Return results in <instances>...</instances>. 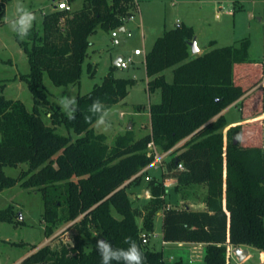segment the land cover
<instances>
[{
  "label": "trees",
  "instance_id": "obj_1",
  "mask_svg": "<svg viewBox=\"0 0 264 264\" xmlns=\"http://www.w3.org/2000/svg\"><path fill=\"white\" fill-rule=\"evenodd\" d=\"M9 1L0 0V16ZM135 8L134 0H82L78 10L45 15L41 30L30 29L28 41L17 38L30 69L19 78L28 84L34 103L29 111L0 94V192L15 185L36 190L43 202L46 237L65 225L75 232L72 242L52 247L56 236L33 247L21 264H101L96 241L106 238L115 248H127L124 239L129 236L140 245L146 264H165L162 252L142 243L161 210L163 242L204 245L205 264H229V245L264 253V133L244 138L241 125L224 133L227 123L219 115L262 80V68L247 58L246 42L191 56L192 28L181 24L166 30L144 59L147 91L161 95L159 103L147 108L150 131L111 154L96 142V117L87 120L89 107L96 99L107 109L123 102L133 79L118 78L110 68L101 84L77 96L74 120L52 100L54 89L79 83L89 37L99 29L110 32L123 26ZM169 69L170 83L165 77ZM88 73L94 74L90 65ZM263 108L260 103L254 112ZM62 126L72 134H57ZM150 143L161 153L169 152L170 159L161 181L149 180L150 198L134 206L127 188L139 183L141 172L153 162ZM22 165L27 168L17 177L4 172ZM167 178L175 180L177 193L205 185V208L170 207L171 194L163 184ZM0 220L22 223L10 209L0 211Z\"/></svg>",
  "mask_w": 264,
  "mask_h": 264
},
{
  "label": "rangeland",
  "instance_id": "obj_2",
  "mask_svg": "<svg viewBox=\"0 0 264 264\" xmlns=\"http://www.w3.org/2000/svg\"><path fill=\"white\" fill-rule=\"evenodd\" d=\"M139 9L133 10L136 17L140 10V18L147 27L144 45L141 41V31L134 20L128 25L132 37L127 38L120 34V44L113 47L110 40V32L99 29L90 36L94 47L88 52L79 83L67 87L54 89L52 97L54 103L59 106V99L71 96L77 99L78 95L88 93L95 85L102 83L110 68H115L114 75L118 78L133 79V85L128 87V94L123 102L109 108L108 126L97 127L94 123L92 131L96 142L101 144L107 154L121 148L124 144H130L150 131V121L147 108L150 104L161 101L160 91L151 94L147 91L144 56L132 57V63L128 69L122 70L113 65L118 56L128 58L135 48L147 51L151 47V41L160 31L176 27L179 23L192 28L197 48L200 54L214 48L238 46L242 42L247 43V58L264 68V0H137ZM29 11L33 12L36 20L32 28L41 30L43 15L50 11L51 0H19ZM82 0H74L70 5L73 9H79ZM136 4V3H135ZM17 0L4 3L0 16V88L1 95L6 99L22 102L27 110L33 108V95L28 84L19 77L28 74L30 69L26 54L20 46L18 39L28 41V35L24 38L12 30L11 21L17 18ZM139 15V14H138ZM178 21V22H177ZM31 28V29H32ZM212 43L213 46H209ZM191 56H196L190 51ZM88 65L91 66L93 76L88 73ZM45 78L47 84L49 80ZM166 81H172V73L166 76ZM259 85V84H258ZM264 83L259 86L263 90ZM142 107L136 111V107ZM71 109V106H70ZM61 110L65 112L62 108ZM232 123L237 122L239 111L232 107L227 113ZM44 121L48 123L46 117ZM61 136L72 134L63 126L56 129ZM97 144V143H94ZM164 156L162 166L150 167L144 173L137 184L127 188L133 205L140 206L145 202V192L148 190L150 178L162 179L165 163L170 158L168 153L157 151ZM26 166L18 168L5 167L4 172L11 177H17ZM150 177V178H147ZM168 189V187L165 186ZM171 197L168 198L170 207H182L188 205L191 210H203V200L206 186H195L175 192L170 186ZM140 196L137 198L135 196ZM10 209L21 217L22 223H9L0 220V264H21L32 253L33 247H41L53 241L52 247L59 243L72 242L75 234L69 225L59 228L53 236L47 238L44 233L43 202L40 194L34 189H24L19 185L4 189L0 192V211ZM115 216L118 215L115 213ZM18 218H14L16 222ZM140 224V220H138ZM65 233L61 234L63 231ZM142 234H146L143 232ZM96 236H99L97 233ZM146 247L162 252L165 264H205V246L191 243H165L162 240V214L158 212L153 219V230L147 234ZM239 248L248 253L245 260L240 261L235 253L231 252L229 264H264V253L248 246L230 247V250Z\"/></svg>",
  "mask_w": 264,
  "mask_h": 264
},
{
  "label": "clouds",
  "instance_id": "obj_3",
  "mask_svg": "<svg viewBox=\"0 0 264 264\" xmlns=\"http://www.w3.org/2000/svg\"><path fill=\"white\" fill-rule=\"evenodd\" d=\"M16 12L18 15L16 19L11 21V27L18 36L24 38L32 28L36 16L20 3L19 0H17ZM77 103L76 98L71 96H64L59 99L61 108L70 120L76 118ZM89 113H91L87 117L89 122L95 116V125L97 127L108 126L110 110L105 107L102 101L99 99L94 100L89 107ZM124 243L128 245L127 248H115L106 238L97 240L94 248L99 253L101 264H113V262H116V264H146V256L136 240L129 236L125 237Z\"/></svg>",
  "mask_w": 264,
  "mask_h": 264
},
{
  "label": "crops",
  "instance_id": "obj_4",
  "mask_svg": "<svg viewBox=\"0 0 264 264\" xmlns=\"http://www.w3.org/2000/svg\"><path fill=\"white\" fill-rule=\"evenodd\" d=\"M135 1V3H136V7L139 9V2L137 1V0H134ZM57 3L58 2H53L52 0H51V7H50V11L48 12V13H46V14H44L43 15V17L45 16V15H48V14H50V13H52V12H55V11H58L57 9H56V5H57ZM70 5V4H69ZM71 6V5H70ZM81 6H82V4H81ZM81 6L79 7V9L81 8ZM72 8V7H71ZM73 10H78V8L77 9H73L72 8V11ZM139 14V15H138ZM138 14L136 15V17H135V21L137 22V28L139 27L140 29V31H141V37L142 38H140L141 39V41H142V43H143V45H144V39L146 38V34H147V27H146V25L144 24V22L142 21V19L140 18V10L138 11ZM42 21H43V19H42ZM178 22V21H177ZM132 24V23H131ZM181 24L179 23L177 26H180ZM172 28H174V27H172ZM172 28H169V29H172ZM169 29H166L165 27L163 28V30L162 31H160L161 33H159L160 35H155L156 37H154L153 39H152V41H151V47H152V45H153V43L155 42V40L158 38V37H160L166 30H169ZM110 40H111V37H110ZM89 41H90V47H89V49H88V52H89V50L91 49V48H93L94 47V45H95V43L94 42H92L91 41V39H90V37H89ZM111 44H112V41H111ZM197 45V44H196ZM113 46V45H112ZM145 46V45H144ZM113 47H115V46H113ZM151 47L147 50V51H144V54H143V56H144V59H145V55H146V53L151 49ZM135 49H139V48H135ZM134 49V50H135ZM201 52H200V49L198 48V55L200 54ZM131 56L132 57H140V56H133V52H132V54H131ZM87 57H88V55H87ZM118 58H122V56L120 57V56H118L116 59H115V61L118 59ZM114 61V62H115ZM114 62H113V65H114ZM116 67H118V66H116ZM88 69V68H87ZM30 72V71H29ZM170 73H172V70L171 69H169V70H167L166 72H165V77L168 75V74H170ZM172 78H173V76H172ZM146 80L148 81V78H147V76H146ZM147 81H146V84H147ZM245 82H246V80H245ZM264 83V68H262V80H261V82L259 83V85H257V86H255V87H253L252 89H250L247 93H245V95L240 99V100H238L237 102H235L234 104H232L231 106H229L228 108H226V109H224L223 111H221L220 113H219V115H223V117L225 118V120H226V123H227V127L224 129V133L226 132V130L228 129V128H230V127H233V126H237V125H241L242 127H243V129H244V135H243V137L244 138H247V139H249V138H252L253 139V137L254 138H256V134L257 133H259L260 131H263V133H264V108H263V110L260 112V113H255L254 112V110H255V108H257V107H259V104L261 103L262 105L264 104V89L263 90H260V88H259V86H261V84H263ZM263 87H264V85H263ZM158 91V90H157ZM156 92V91H155ZM154 92V93H155ZM154 93H151V94H154ZM232 107H234V108H237L238 109V111H239V118H238V121L237 122H234V123H232V121L228 118V116H227V113L231 110V108ZM148 118H149V121H150V116H149V114H148ZM254 135V136H253ZM246 139V140H247ZM148 169L149 168H146L143 172H141V173H147V171H148ZM147 178H150V177H147ZM151 179V178H150ZM175 180L174 179H164L163 180V184H164V186H166V187H168V189H170V186H174L175 185ZM148 190H146V192H147ZM145 192V193H146ZM135 196V195H134ZM135 197H137V198H140V196H135ZM144 200L146 201V200H148L147 198H146V195H144ZM142 205V204H141ZM140 205V206H141ZM136 206H138V205H136ZM202 206V208L204 209L205 208V206H204V204L203 205H201ZM161 214H162V210L161 211H159ZM158 214V213H157ZM162 216H163V214H162ZM139 225H141V222H140V224ZM149 241V240H148ZM196 245H199V246H204V245H202V244H196ZM32 253H33V251H32ZM32 253H30V254H32Z\"/></svg>",
  "mask_w": 264,
  "mask_h": 264
},
{
  "label": "built area",
  "instance_id": "obj_5",
  "mask_svg": "<svg viewBox=\"0 0 264 264\" xmlns=\"http://www.w3.org/2000/svg\"><path fill=\"white\" fill-rule=\"evenodd\" d=\"M56 9L57 10H61V11H72L71 6L68 4V2L66 0H61L58 1L57 5H56ZM135 20L134 15H131L128 18H125L123 20L124 25L121 27H118L116 29H113L110 31V37H111V41H112V45L113 46H118L120 44V40H119V36L120 34H124L127 38H131L132 37V33L131 30L128 28V25L131 24L133 21ZM144 51L141 49H135L133 51V56H143ZM132 63V56H129L128 58H124L122 57L121 60L119 61V65L118 67L122 70H126L128 69L129 64ZM148 149L149 151L153 154L154 159L153 162L149 165V167H159L162 166V162H163V158L164 156H160L155 148V146L153 145V143H150L148 145ZM178 169H183L181 165H178ZM146 198L149 199L150 198V193L149 191H147L145 193ZM142 243L143 244H147L148 243V238L145 235H142ZM231 245L227 246L228 248V253H229V261H230V256H231V252L234 253V250H230ZM233 247V246H232Z\"/></svg>",
  "mask_w": 264,
  "mask_h": 264
},
{
  "label": "water",
  "instance_id": "obj_6",
  "mask_svg": "<svg viewBox=\"0 0 264 264\" xmlns=\"http://www.w3.org/2000/svg\"><path fill=\"white\" fill-rule=\"evenodd\" d=\"M53 2L55 0H52ZM189 47H190V51L193 53V54H197L198 53V48H197V45H196V40L195 38L192 39V41L189 43ZM121 60V58H118L115 62H114V66H118L119 65V61ZM177 163V161H176ZM21 219V217H20ZM234 253L235 255L239 258L240 261H243L247 258L248 256V253L244 250H241L239 248H236L234 250Z\"/></svg>",
  "mask_w": 264,
  "mask_h": 264
}]
</instances>
